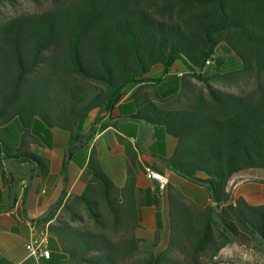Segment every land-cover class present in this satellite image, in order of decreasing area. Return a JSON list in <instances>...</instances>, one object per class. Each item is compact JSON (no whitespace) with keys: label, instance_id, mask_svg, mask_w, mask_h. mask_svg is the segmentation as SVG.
I'll list each match as a JSON object with an SVG mask.
<instances>
[{"label":"trees","instance_id":"16d2710c","mask_svg":"<svg viewBox=\"0 0 264 264\" xmlns=\"http://www.w3.org/2000/svg\"><path fill=\"white\" fill-rule=\"evenodd\" d=\"M175 62L188 72L178 73ZM155 66L162 67L161 77L147 78ZM209 68L218 76L239 68L253 79V89L240 95L216 89L205 77ZM189 77L202 90L178 107L160 108L149 99L186 90ZM263 78L264 0H77L0 21V213L14 208L13 183L47 176L49 161L33 148H49L52 130L67 136L65 174L73 152L97 130L83 134L88 114L128 108V118L176 139L164 165L206 189L213 205L197 207L169 191L167 246L142 255L130 150L125 145L131 162L118 188L92 148L83 192L65 199L62 191L34 220L48 223L45 264H216L219 251L233 242L255 243L264 259V205L226 191L233 174L264 170ZM130 91L129 102L119 103ZM108 126L135 135L112 120L98 130ZM19 186L23 199L26 186ZM12 217L24 225L26 213L16 207ZM155 217L153 246L162 228L159 209Z\"/></svg>","mask_w":264,"mask_h":264},{"label":"crops","instance_id":"0c3cea01","mask_svg":"<svg viewBox=\"0 0 264 264\" xmlns=\"http://www.w3.org/2000/svg\"><path fill=\"white\" fill-rule=\"evenodd\" d=\"M173 69L184 74L188 70L180 62L173 64ZM162 75V67L155 66L147 74L149 79H157ZM130 92H127L119 103L127 104ZM173 95L162 97H150L160 108H164L167 99ZM179 103L171 107H178ZM170 107V106H169ZM131 109V108H130ZM131 110L128 108L119 111L117 107L109 112H101L99 109L92 110L83 125V134L87 135L94 126L95 133L80 149L73 152L66 166L65 174H62V162L65 156L64 148L67 142L65 133L52 130L51 146L34 147L33 150L41 157L49 161V172L46 177H33L30 180L13 183L11 191L15 198V205L11 211L0 213V264H45L44 260H36L29 255L25 249L29 229L27 221L40 218L59 199L62 191L65 199L74 195H80L85 187L81 180L89 152L94 148L101 169L112 181L122 188L127 179V170L130 161L126 154L125 145L128 146L133 158L132 171L134 173L136 187L134 198L139 215V226L141 231L136 233L137 237L151 241L153 253L157 254L164 250L169 238V214L167 205V194L174 190L197 207L213 205L206 189L182 179L169 170L163 163L162 158H169L174 151L176 139L168 135L162 127L135 121L128 118ZM96 118H100L95 124ZM112 120L118 126L122 125L128 130L135 131L134 136L125 135L113 126L98 130L104 121ZM134 127V128H133ZM158 137H160L157 139ZM145 168L165 175L168 184L163 194L159 193L156 182L147 177ZM257 170H244L233 174L227 184L226 191L235 199L242 197L249 205H264V174ZM66 181V182H65ZM26 186L25 196L21 199L23 189L19 185ZM1 192L7 193L4 188ZM20 207L26 213L24 225H17L12 217V212ZM159 209L161 214L162 228L158 243L154 245L153 234L156 230L155 213ZM16 228L17 232L10 229ZM25 234V237H24ZM158 250V252H156Z\"/></svg>","mask_w":264,"mask_h":264},{"label":"rangeland","instance_id":"374dc122","mask_svg":"<svg viewBox=\"0 0 264 264\" xmlns=\"http://www.w3.org/2000/svg\"><path fill=\"white\" fill-rule=\"evenodd\" d=\"M75 1L77 0H11L0 5V21L7 20L23 13H39L54 6H65ZM207 70L208 73L205 74V77L208 78V83L216 89L239 95L248 93L253 89V79L249 75H244L239 68L232 70L228 69L220 76L215 74L213 68ZM227 73H229L230 76H225ZM198 90H202V84L197 82L194 78L189 77L186 90H180L178 94H174L164 102L170 106L176 103L181 104L185 102L193 92H197ZM203 92H205L204 89ZM252 172H261L264 174V170L262 169ZM80 211L82 212V210ZM140 231L141 226H138L135 230V234ZM150 242L151 241L147 239H142V242L138 246L140 254L143 255L153 251ZM156 252H158V250H156ZM214 260L216 264H226V262L230 264H264V259L258 247L253 242L248 244L233 242L221 249Z\"/></svg>","mask_w":264,"mask_h":264},{"label":"built area","instance_id":"2783aa9c","mask_svg":"<svg viewBox=\"0 0 264 264\" xmlns=\"http://www.w3.org/2000/svg\"><path fill=\"white\" fill-rule=\"evenodd\" d=\"M206 64L210 65L211 63L210 61H207ZM178 73L176 74L178 75ZM145 173L148 178L156 182V187L159 190V193L163 194L168 184L167 177L161 173L150 170L149 168H145ZM27 225L29 229V235L25 243V249L30 256L38 261L49 259L51 256V250L49 248V232L40 233L38 222L34 220L27 221Z\"/></svg>","mask_w":264,"mask_h":264},{"label":"bare ground","instance_id":"6f19581e","mask_svg":"<svg viewBox=\"0 0 264 264\" xmlns=\"http://www.w3.org/2000/svg\"><path fill=\"white\" fill-rule=\"evenodd\" d=\"M40 233H47L48 232V223L44 225H38Z\"/></svg>","mask_w":264,"mask_h":264}]
</instances>
